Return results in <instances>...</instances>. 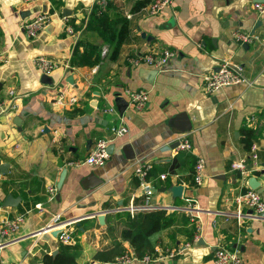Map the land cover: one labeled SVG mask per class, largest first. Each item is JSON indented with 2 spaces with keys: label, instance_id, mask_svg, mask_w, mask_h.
<instances>
[{
  "label": "crops",
  "instance_id": "1",
  "mask_svg": "<svg viewBox=\"0 0 264 264\" xmlns=\"http://www.w3.org/2000/svg\"><path fill=\"white\" fill-rule=\"evenodd\" d=\"M92 1L0 0V99L11 104L0 114V220L23 215L17 231L0 237L1 262L38 264L43 252L56 250L55 231L67 222L66 230L79 245V264H214L212 251L219 245L238 250L242 264H264V214L237 203L246 185L229 169L232 159L246 156L264 198V13L252 7L254 1L264 0H174L171 8L155 15L145 12L150 0H106L107 13L124 15L128 25L114 58L107 56L97 28L87 23ZM138 1L140 5L133 7ZM39 13L47 20L27 37L23 25ZM253 27L256 37L251 42L232 37L235 30L249 32ZM76 40L98 45L101 59L89 66H70ZM160 47L173 54L147 83L146 73L139 74L138 68L150 66L130 65L126 57ZM38 54L57 61L47 73L50 83L41 81L42 73L32 63ZM219 57L240 65L246 81L207 92L202 75L216 69ZM124 88L146 89L147 101L142 109L126 105L121 112L127 130L108 142L107 149L112 147L107 160L102 165L67 164L84 156L95 139L111 136L117 115L104 112L102 106L114 105L115 93L126 98ZM182 112L190 123L185 131L177 128ZM246 127L253 131L249 148L241 141ZM179 132L190 140L186 151L176 150ZM189 155L204 159L198 184L183 180ZM136 160L151 163L154 190L147 198L132 174ZM159 171L166 173L167 186L165 177L158 178ZM88 173L100 182L84 188L81 181H90L84 179ZM177 183L182 185L181 195L173 196L166 188ZM51 185L52 197L47 190ZM7 194L17 197L15 204L3 205ZM183 196L196 200L193 219L184 209L171 208L180 205ZM37 202L40 208L34 206ZM129 205L133 213L126 209ZM153 207L175 212L161 242L171 248L188 242L181 253L166 256L155 250L146 262L91 259L94 251L121 240L120 230L136 211ZM54 215L60 223H50ZM120 242L133 254L126 240Z\"/></svg>",
  "mask_w": 264,
  "mask_h": 264
},
{
  "label": "built area",
  "instance_id": "2",
  "mask_svg": "<svg viewBox=\"0 0 264 264\" xmlns=\"http://www.w3.org/2000/svg\"><path fill=\"white\" fill-rule=\"evenodd\" d=\"M174 0H150L146 5L145 12L147 15H155L159 13L163 8L170 7ZM96 4L100 9L104 8L106 5V0H93L92 4ZM91 4V6H92ZM252 7L255 8L258 13H264V3H259L254 1ZM63 18L65 16H62ZM47 20L46 14H36L29 20H27L24 25V33L27 37L34 36L37 31L44 25ZM71 27H67V32H71ZM232 37L237 41L251 42L256 37L253 33L235 30L232 32ZM106 52L104 47L101 53ZM173 54V50L168 47H160L155 49H150L147 52L142 53H132L126 57L128 64L133 66L148 65L154 67L157 70L160 69L168 58ZM32 63L35 68L42 74L49 73L56 65L57 61L53 58L46 57L44 55L38 54L32 58ZM66 66H69L68 63ZM239 81H246L240 65L231 63L225 57H219L216 62V69L210 70L202 75V87L207 92H213L226 85L234 84ZM9 93L12 92L11 89L8 90ZM123 94L126 96L127 105L132 106L134 109H142L147 101V90L144 88L129 89L124 88ZM55 101L62 103L61 97H56ZM11 104H8L4 100L0 99V114L7 111ZM102 110L109 114H116L117 121L113 123L110 127L111 136L110 137H99L94 140L93 144L87 151V153L78 158L71 159L67 161L70 165H79L80 163H86L88 165H102L108 158L109 152L107 149L108 142L115 136L121 135L127 130V126L124 121L122 113H117L114 105L111 103H105L102 106ZM176 150L186 151L190 148L191 143L185 132H179L176 135ZM252 150V146L250 147ZM250 157L254 158L255 153L251 152ZM246 156H241L237 159H232L229 162V169L236 171L237 176L240 178L241 182L245 184V180L249 175L254 174V170L246 165ZM204 168V159L202 156H195L193 163V183L198 184L201 180ZM151 170V163L146 160H136L132 165V174L136 180L137 187L141 191L144 197H148L154 190L149 171ZM264 170V169H263ZM1 174V173H0ZM166 173L160 172L157 176L160 179L165 177ZM48 193L50 197L53 196L55 191L54 185L48 186ZM237 203L246 209L253 211L256 214H264V198L261 196L260 192L256 189L249 188L245 186L243 190L237 196ZM35 207L40 208V204L37 202L34 204ZM173 208H182L187 213L190 219L197 216L196 200L193 197L183 196L182 203ZM129 213H133L134 207L129 205L126 208ZM23 219V215L18 213L12 217H3L0 220V237H10L15 231L18 230L19 225ZM50 223L56 224L60 223L57 215L51 217ZM67 223V222H66ZM66 223H62V227L57 232V238L62 243H74L73 235L70 231L66 230ZM46 228V227H45ZM198 225H196V229ZM3 242L0 241V248ZM188 242L176 245L172 248H165L163 250V255L173 256L181 253L187 246ZM161 251L162 249H155ZM137 258L134 254H131L128 250L114 257V261L118 263H127L131 259ZM152 257L148 254L139 257L142 261H149ZM212 261L214 264H242L243 260L241 254L235 248L217 246L212 251ZM0 264H3L0 260Z\"/></svg>",
  "mask_w": 264,
  "mask_h": 264
},
{
  "label": "trees",
  "instance_id": "3",
  "mask_svg": "<svg viewBox=\"0 0 264 264\" xmlns=\"http://www.w3.org/2000/svg\"><path fill=\"white\" fill-rule=\"evenodd\" d=\"M141 1H138L133 7H138ZM110 4L106 1L104 8H99L95 3L92 4L88 13L87 23L97 28L98 34L104 43L107 44L109 58H114L118 52L120 43L127 37L128 25L124 15H109L106 6ZM74 30L78 29L76 26ZM104 57V56H103ZM101 59L99 55V46L88 44L82 40H76L73 44L71 54L69 56V65H93ZM252 129L242 128L241 141L245 148H249ZM194 157L189 155L184 164L186 165L184 172L186 176L183 180L192 182ZM160 172V171H159ZM168 178L165 176L164 185H168ZM175 212L165 213V209L161 207L143 208L128 220L124 227L120 230L121 240H126L132 248L133 254L139 258L148 254L151 257L156 255L155 246L160 249L171 248L170 245L161 241V233L165 227L175 220ZM189 235V234H188ZM174 237L170 235V240ZM121 240L113 239L111 245L94 251L91 259L98 261H114V257L127 251L121 244ZM79 251L77 243L58 242L56 251L43 252L40 255L38 264H79L76 261V255Z\"/></svg>",
  "mask_w": 264,
  "mask_h": 264
},
{
  "label": "water",
  "instance_id": "4",
  "mask_svg": "<svg viewBox=\"0 0 264 264\" xmlns=\"http://www.w3.org/2000/svg\"><path fill=\"white\" fill-rule=\"evenodd\" d=\"M254 27L249 31L250 33H253ZM138 72H139V74L146 73L145 78H143V80L145 82H147V83H151L153 76L157 72V69L154 68V67L140 66L138 68ZM68 78H71V76H69ZM41 81L42 82H45V83H50L51 82L50 81V77L47 74H41ZM112 100H113L114 106L117 109V111L119 113H121L124 110V108L126 107V105H127L126 99L123 96H121L120 94L115 93L113 95ZM177 117H178V119H180V124L177 125L178 130L179 131L188 130L190 128V123H189V121L187 119V116H185V114L182 112L179 115H177ZM13 121L15 123H17V120H13ZM111 147H112V144H110V150L108 149V152L109 153L111 152ZM1 166H2V164H0V167ZM64 170L65 169H62L60 171V173H59L58 179L56 181V189H58L60 187L61 180H62L63 175H64ZM84 179L90 180V181H87L86 183H85V181L84 182L81 181V185L84 188L93 187V186H95L96 184H98L100 182V179L96 181L93 178V174L92 173H88L87 175H85L84 176ZM245 185L247 187H249V188L256 189L259 192L262 190V187L260 185V181L256 178V176L254 174L253 175H249L246 178ZM164 188H165L164 186H161L160 187L161 190H163ZM166 189L169 190V191H171V193H172L173 196H180L181 195V190H182V185L179 184V183H177V184H171ZM16 198L17 197H14V196H11L10 194H7L4 197V199H3V205H13V204H15ZM102 216H103L102 214L97 215V219L100 221L101 218H102ZM57 231H59V230L56 229L55 232H57ZM55 251L56 250H52L51 253H54ZM91 264H95V263H91Z\"/></svg>",
  "mask_w": 264,
  "mask_h": 264
}]
</instances>
